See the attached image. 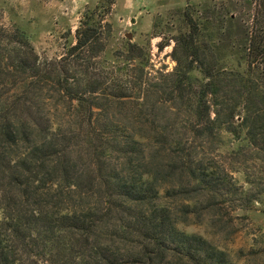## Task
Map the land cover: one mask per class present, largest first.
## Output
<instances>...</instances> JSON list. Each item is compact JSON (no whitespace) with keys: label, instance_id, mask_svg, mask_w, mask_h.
Masks as SVG:
<instances>
[{"label":"trees","instance_id":"1","mask_svg":"<svg viewBox=\"0 0 264 264\" xmlns=\"http://www.w3.org/2000/svg\"><path fill=\"white\" fill-rule=\"evenodd\" d=\"M113 2L101 0L87 9L75 42L51 60L40 57L27 30L0 23V89L5 91L0 94V172L8 179L0 188V264H164L169 255L196 264L226 263L225 252L177 227L167 207L156 201L155 174L138 171L148 163L145 146L153 138L160 144H152L154 149L172 151L175 162L195 172V192L218 186L209 162L227 146H233L237 162H264V0H227L202 13L186 9L173 37L176 66L163 80L150 74L149 52L141 44L122 40L121 51L109 49L114 29L106 17ZM158 86L169 92L162 104L169 103L171 113L178 116L179 104L185 106L188 117L177 131L184 134L156 130L151 137L113 124L94 126L106 109L130 98L146 107L145 95ZM11 88L23 92L13 97ZM31 89L29 101L24 94ZM50 96L76 110L88 137L94 133L125 154L127 169L105 181L109 191L101 209L84 205L88 193L77 180L51 176L50 169L68 174L74 166L65 151L66 134L59 132L65 123L55 127L40 110L39 103ZM16 106L22 116L11 113ZM192 136L195 156L185 152ZM21 145L24 150L11 157ZM65 194L69 206L59 209ZM119 202L132 217L120 219L114 233L140 238L123 246L122 239H105L102 233L109 226L104 216Z\"/></svg>","mask_w":264,"mask_h":264},{"label":"rangeland","instance_id":"2","mask_svg":"<svg viewBox=\"0 0 264 264\" xmlns=\"http://www.w3.org/2000/svg\"><path fill=\"white\" fill-rule=\"evenodd\" d=\"M100 1L0 0V23L10 28L19 26L27 30L40 57L51 60L60 58L66 47L75 42V31L84 12ZM112 1L114 2L106 17L114 29L108 42L109 49L114 53L121 51L122 40L141 44L149 52L150 74L162 79V75L170 73L176 66L173 58L176 42L173 37L183 26L186 9L202 13L206 7H213L227 0ZM129 34L132 35L131 39ZM163 42L168 44L161 49L160 44ZM4 92L0 89V94ZM11 92L15 97L22 94L23 90L11 88ZM168 95L169 92H164L159 86L150 88L144 97L148 103L146 107L141 109L138 102L130 98L127 103L115 104L106 109L94 126L103 129L99 124H113L111 128L122 132L151 137L156 130L182 133L177 131L183 130L181 120L186 119L188 114L181 104L178 109L180 117L171 113L168 110L169 103L162 104ZM24 96L29 101L33 100V89ZM39 104L40 110L52 117L55 127H59L61 122L65 123L59 132L66 134L65 151L74 166L69 169L68 174L62 168L50 169L51 176L56 179L77 180L88 193L83 199L84 205L101 209L109 191L104 185L105 181L127 169L124 152L113 143L99 140L94 133L88 137V126L81 129L76 110L66 106L60 98L50 96L49 101ZM11 109L12 114L18 113L16 116L24 114L19 106ZM25 115L28 114L25 112ZM194 137H191L185 152L195 156ZM156 141L157 138H153L152 144H159ZM152 144L145 146L148 163L139 166L138 173L155 174V186L160 191L156 201L167 207L170 218L177 223V227L189 234L202 236L213 248L225 252V264H264V162H237L231 154L233 146H227L222 156L215 153L217 159L213 158L209 162L216 171V176H219L218 186L210 185L211 188L195 192V172L190 167L175 162L170 153L172 151L159 149L158 146L154 149ZM227 144L230 145L229 141ZM24 147L25 145L19 146L11 157L16 158ZM196 150L202 152L201 147ZM4 161L3 166L8 169V158ZM192 168L194 169L193 166ZM7 181L0 172V188H5ZM67 196L65 194L63 201H58L59 209L69 206L70 198ZM108 211L110 212L108 216H104V220L109 226L102 230L105 239H122L118 242L120 246L133 239L140 240L138 236L131 235L123 239V236L120 238L114 233L120 219L124 218L126 222L132 217L129 209L123 210L119 202ZM164 264L196 263L184 256L169 255Z\"/></svg>","mask_w":264,"mask_h":264},{"label":"water","instance_id":"3","mask_svg":"<svg viewBox=\"0 0 264 264\" xmlns=\"http://www.w3.org/2000/svg\"><path fill=\"white\" fill-rule=\"evenodd\" d=\"M130 39L132 38V35L131 34H129V36H128Z\"/></svg>","mask_w":264,"mask_h":264}]
</instances>
